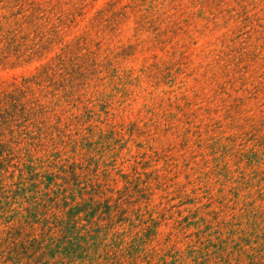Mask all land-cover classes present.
<instances>
[{"label": "rangeland", "instance_id": "obj_1", "mask_svg": "<svg viewBox=\"0 0 264 264\" xmlns=\"http://www.w3.org/2000/svg\"><path fill=\"white\" fill-rule=\"evenodd\" d=\"M4 90L12 164L94 159L127 263L264 264V0H0Z\"/></svg>", "mask_w": 264, "mask_h": 264}, {"label": "trees", "instance_id": "obj_2", "mask_svg": "<svg viewBox=\"0 0 264 264\" xmlns=\"http://www.w3.org/2000/svg\"><path fill=\"white\" fill-rule=\"evenodd\" d=\"M24 88L22 85L16 89ZM15 94L6 90L0 93L12 102L18 100ZM2 125L0 135L4 132ZM31 126L32 123L27 128ZM29 136L35 140L39 134L30 128ZM13 138L7 142L0 139V219L7 221V215L14 213L9 220L20 217V221L6 230L4 238L0 237V264H126V255L134 258L143 252L145 241L137 244L133 239L125 250L124 234L109 237L115 224L112 221L115 207L104 198L107 189L101 184L97 170L91 175L77 171L78 167L90 171L94 159L83 167L82 162L70 164L56 153L44 160L27 154L24 161L12 164L14 151L9 142ZM10 167L13 171L7 175ZM106 213L109 222L100 225L99 220H104ZM177 255L175 252L170 256ZM167 257L162 255L158 262L169 264ZM143 259L145 264L153 262L150 254ZM176 262L174 259L171 264Z\"/></svg>", "mask_w": 264, "mask_h": 264}]
</instances>
